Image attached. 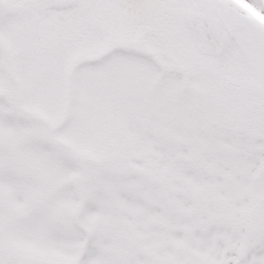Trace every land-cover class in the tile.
<instances>
[{"label":"snow or ice","instance_id":"obj_1","mask_svg":"<svg viewBox=\"0 0 264 264\" xmlns=\"http://www.w3.org/2000/svg\"><path fill=\"white\" fill-rule=\"evenodd\" d=\"M0 264H264V0H0Z\"/></svg>","mask_w":264,"mask_h":264}]
</instances>
